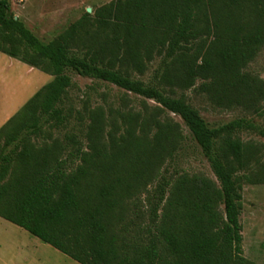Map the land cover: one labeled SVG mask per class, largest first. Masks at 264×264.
I'll return each instance as SVG.
<instances>
[{
    "label": "trees",
    "instance_id": "1",
    "mask_svg": "<svg viewBox=\"0 0 264 264\" xmlns=\"http://www.w3.org/2000/svg\"><path fill=\"white\" fill-rule=\"evenodd\" d=\"M263 44L264 0H113L47 43L0 0V52L52 76L0 127V216L80 264H253L243 256L240 181L264 174L237 175L260 153L238 132L261 130L244 118L210 127L177 91L262 114L264 80L247 66ZM155 58L166 88L129 75ZM67 70L156 105H97L86 110L84 146L70 135L38 143L46 123L67 119ZM174 115L213 176L162 174L185 140Z\"/></svg>",
    "mask_w": 264,
    "mask_h": 264
},
{
    "label": "rangeland",
    "instance_id": "2",
    "mask_svg": "<svg viewBox=\"0 0 264 264\" xmlns=\"http://www.w3.org/2000/svg\"><path fill=\"white\" fill-rule=\"evenodd\" d=\"M111 1L113 0H8L9 13L21 19L44 43L54 40L65 32L85 12L93 14L96 8ZM71 53L81 55L80 51L72 50ZM161 67V58H155L147 64L143 73L128 71L132 79L162 89L165 86L159 84ZM247 69L264 80V44L248 64ZM67 72L72 78V85L67 89L59 105L67 115V119L63 124H56L54 121L46 123L43 128L44 134L35 139L38 143L43 140L50 143L54 138L65 142L66 136L70 135L84 146L86 143L84 132L88 123L86 110L97 105L107 108L123 107L127 104L138 108L144 101L149 105H156L153 101L145 100L112 83L81 76L72 70ZM51 79L52 76L41 70L0 52V127ZM199 82L198 80L194 87H197ZM180 93H183L186 101L199 111L210 127L216 128L240 118L253 121L261 132L242 130L238 135L244 141L257 143L260 153L249 169L239 171L237 175L264 174V102L262 114L257 115L239 108H216L194 88L177 91V94ZM173 117L181 124L185 140L176 157L165 164L162 174L168 177L175 170H186L213 176L207 160L193 141L188 128L180 117L175 115ZM2 141L3 138L0 139V145ZM240 184L242 207L239 220L242 226L243 256L253 264H264V182L248 183L242 179ZM155 186L156 183L151 184L142 195L140 202L142 209L151 200ZM0 264L80 263L0 217Z\"/></svg>",
    "mask_w": 264,
    "mask_h": 264
},
{
    "label": "crops",
    "instance_id": "3",
    "mask_svg": "<svg viewBox=\"0 0 264 264\" xmlns=\"http://www.w3.org/2000/svg\"><path fill=\"white\" fill-rule=\"evenodd\" d=\"M1 217V216H0ZM2 218V217H1ZM4 219V218H3ZM4 220H6V219H4ZM6 221H8V220H6ZM8 222H10V221H8ZM10 223H12V222H10ZM12 224H14V223H12ZM14 225H16V224H14ZM18 226V225H17ZM20 227V226H19ZM21 228V227H20ZM23 229V228H22ZM25 230V229H24ZM26 231V230H25ZM28 232V231H27ZM29 233V232H28ZM30 234V233H29ZM31 235V234H30ZM33 236V235H32ZM34 237H36V236H34ZM36 238H38V237H36ZM39 239V238H38ZM40 240V239H39ZM40 241H42V240H40ZM43 242V241H42ZM45 243V242H44ZM47 244V243H46ZM51 246V245H50ZM54 248V247H53Z\"/></svg>",
    "mask_w": 264,
    "mask_h": 264
},
{
    "label": "water",
    "instance_id": "4",
    "mask_svg": "<svg viewBox=\"0 0 264 264\" xmlns=\"http://www.w3.org/2000/svg\"><path fill=\"white\" fill-rule=\"evenodd\" d=\"M89 11V10H88ZM15 18H17L16 16H15Z\"/></svg>",
    "mask_w": 264,
    "mask_h": 264
}]
</instances>
